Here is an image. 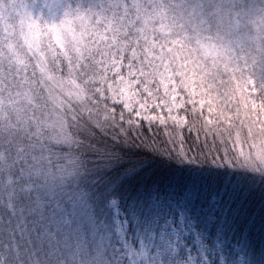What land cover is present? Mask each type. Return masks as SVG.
<instances>
[{"label": "snow or ice", "instance_id": "obj_1", "mask_svg": "<svg viewBox=\"0 0 264 264\" xmlns=\"http://www.w3.org/2000/svg\"><path fill=\"white\" fill-rule=\"evenodd\" d=\"M119 7L118 0H0V132L20 128L36 77L79 97L91 118L76 141L80 155L66 157L52 185L38 189L0 167L8 209L0 232L17 254L91 249L94 264H264V170L238 163L246 145L264 154V67L237 75L244 69L230 50L206 43L210 63L157 81L126 58L99 56L96 96L110 107L93 110L84 87L88 52L119 42L127 23ZM58 182L75 186L70 210L39 195ZM21 192L37 193L27 208L18 205ZM81 215L91 232L68 231Z\"/></svg>", "mask_w": 264, "mask_h": 264}, {"label": "clouds", "instance_id": "obj_2", "mask_svg": "<svg viewBox=\"0 0 264 264\" xmlns=\"http://www.w3.org/2000/svg\"><path fill=\"white\" fill-rule=\"evenodd\" d=\"M120 13L127 17L119 42L112 45H93L88 55L92 57L84 83L93 110L103 111L110 107V101L96 96L97 88L103 89L104 75L99 72V56L105 61L119 56L127 63L134 62V68L142 69L150 80L169 72H192L211 62L204 54L203 44L215 43L230 50L233 63H239L243 73L264 67V0H118ZM156 37L153 44L152 37ZM169 41H172L169 47ZM152 47L158 49L154 56L145 54ZM162 49V50H161ZM119 63V61H117ZM127 67V65H125ZM37 80H40L37 83ZM99 81L88 83V81ZM19 129L8 134L0 132V167L2 175L9 172L22 175L27 182L43 189L52 185L54 177L60 174L66 157L79 156L76 141L85 124L91 118L79 97H65L45 84L40 77L32 81ZM102 96V91H101ZM15 115V113H13ZM264 137V133L260 134ZM238 158L241 167L250 172L264 170V154L248 146ZM11 166L10 168L8 166ZM31 197L23 192L18 195V205H31ZM42 199L60 201L69 210L76 199L75 186L58 182L50 191H40ZM6 203H0V217L6 218ZM96 224H104V216L97 210ZM68 231L80 234L90 233L88 218L81 215L71 219ZM0 252L7 256V264H94L95 252L91 249L77 252L74 248L48 247L37 249L21 248L17 254L7 232H0Z\"/></svg>", "mask_w": 264, "mask_h": 264}, {"label": "trees", "instance_id": "obj_3", "mask_svg": "<svg viewBox=\"0 0 264 264\" xmlns=\"http://www.w3.org/2000/svg\"><path fill=\"white\" fill-rule=\"evenodd\" d=\"M125 151H128L129 153H132V154H135V153H138V152H141V151H144L143 149H140V148H126Z\"/></svg>", "mask_w": 264, "mask_h": 264}]
</instances>
